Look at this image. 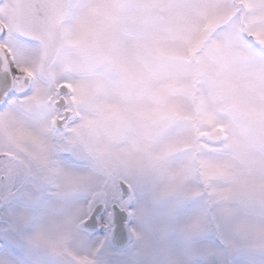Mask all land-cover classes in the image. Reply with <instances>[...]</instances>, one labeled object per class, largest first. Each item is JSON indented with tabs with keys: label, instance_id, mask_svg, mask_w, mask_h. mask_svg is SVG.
<instances>
[{
	"label": "snow or ice",
	"instance_id": "obj_1",
	"mask_svg": "<svg viewBox=\"0 0 264 264\" xmlns=\"http://www.w3.org/2000/svg\"><path fill=\"white\" fill-rule=\"evenodd\" d=\"M58 41L84 61H50ZM101 63L110 73L89 81ZM92 93L117 100L104 118L142 124L146 139L168 137L161 159L177 145L187 153L162 194L168 206L155 217L154 206L143 210L142 234L128 228L136 264H264V0L0 3V115L34 101L30 118L47 123L53 113V128L71 130ZM54 148L40 167L0 152V264H62L67 240L98 230L72 264H96L113 230L117 249L123 244L137 189L75 172L69 136ZM80 191L88 194L75 202Z\"/></svg>",
	"mask_w": 264,
	"mask_h": 264
},
{
	"label": "clouds",
	"instance_id": "obj_2",
	"mask_svg": "<svg viewBox=\"0 0 264 264\" xmlns=\"http://www.w3.org/2000/svg\"><path fill=\"white\" fill-rule=\"evenodd\" d=\"M207 2L218 3L220 0ZM49 59L55 60L58 67H62L65 59L84 61L78 47L65 45L63 41H58L57 47L49 54ZM109 73L110 66L101 63L91 70L87 79L92 81ZM65 76L73 81L81 78L78 73H67ZM178 100V97L162 100L159 107L167 108ZM34 103L25 101L9 118L0 115V152L17 153L40 167L41 157L54 155V145L60 135L71 137L79 154L75 172L92 180L111 176L120 182L131 183L137 189V197L131 206V221L135 233L142 234L145 231L143 210L154 206L155 217L156 213L168 206L170 198L162 194L184 167L187 153L179 151L180 146L177 145V150L161 159V154L169 144L168 137L146 139L142 124H126L118 116L104 118L102 110L117 103L116 98L108 94L92 93L90 100L80 104L71 130H64L62 126L53 128V113L48 114L47 123L30 118L29 107ZM192 183L189 181L188 186ZM87 194V191L78 192L75 202H79ZM131 242L130 251L137 246L134 239L131 238ZM66 243L62 264H72L71 253H84L73 248L71 239Z\"/></svg>",
	"mask_w": 264,
	"mask_h": 264
},
{
	"label": "rangeland",
	"instance_id": "obj_3",
	"mask_svg": "<svg viewBox=\"0 0 264 264\" xmlns=\"http://www.w3.org/2000/svg\"><path fill=\"white\" fill-rule=\"evenodd\" d=\"M10 2L11 0H9V3ZM128 223H129V227H131L132 221L128 220ZM102 236L103 233H95L94 237L87 240L80 238H73L72 239L73 248L77 252L86 253L94 246L95 239L97 237H102ZM130 249H132V242H130V244L125 248L117 251H114L107 242L104 245V247L97 253L95 257L96 264H107L108 261H116L118 259L131 261L132 264H136L135 250L130 251Z\"/></svg>",
	"mask_w": 264,
	"mask_h": 264
},
{
	"label": "water",
	"instance_id": "obj_4",
	"mask_svg": "<svg viewBox=\"0 0 264 264\" xmlns=\"http://www.w3.org/2000/svg\"><path fill=\"white\" fill-rule=\"evenodd\" d=\"M128 228H129V227H128V223H127V221H126V222H125V226H124V228H123V232H124L123 244H122L120 247H123L124 245H127V244L130 242V240H131V237H130V235H129ZM109 243H110V245L116 247L115 230H113V233H112V235H111L110 238H109ZM120 247H119V248H120ZM116 248H117V247H116Z\"/></svg>",
	"mask_w": 264,
	"mask_h": 264
},
{
	"label": "flooded vegetation",
	"instance_id": "obj_5",
	"mask_svg": "<svg viewBox=\"0 0 264 264\" xmlns=\"http://www.w3.org/2000/svg\"><path fill=\"white\" fill-rule=\"evenodd\" d=\"M0 3H4V0H0ZM96 233H103L102 231L98 230ZM131 242V240H130ZM130 242L127 244V245H124L123 247H120L119 249H117L116 247L110 245L109 241H108V244L110 245V247L114 250V251H117V250H121L123 248H125L126 246H128L130 244Z\"/></svg>",
	"mask_w": 264,
	"mask_h": 264
}]
</instances>
